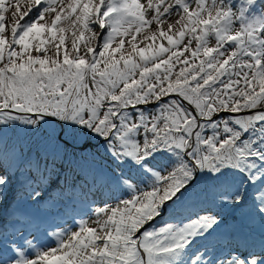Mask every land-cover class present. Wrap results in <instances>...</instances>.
<instances>
[{
  "label": "snow or ice",
  "instance_id": "6c2138e0",
  "mask_svg": "<svg viewBox=\"0 0 264 264\" xmlns=\"http://www.w3.org/2000/svg\"><path fill=\"white\" fill-rule=\"evenodd\" d=\"M13 183L0 264H264V0H0L5 216Z\"/></svg>",
  "mask_w": 264,
  "mask_h": 264
},
{
  "label": "rangeland",
  "instance_id": "374dc122",
  "mask_svg": "<svg viewBox=\"0 0 264 264\" xmlns=\"http://www.w3.org/2000/svg\"><path fill=\"white\" fill-rule=\"evenodd\" d=\"M58 167H60L58 165ZM65 169L61 168V173L58 177H53L48 184L45 192V200H49V196L54 194L58 186L64 183ZM76 180L79 181L80 177L76 176ZM18 185L13 183L7 194V205L9 206V214L4 215L3 206H0V226H7L11 231L13 229L14 217L12 212L15 211L17 205L20 203L16 199ZM100 197L92 196L88 199L76 198L74 200H60L52 204L51 201L47 205L48 211L35 220L32 224L26 225L28 232H34L41 241L47 242L49 238L55 240V233L64 229L72 228L76 230V225L80 219L90 220L92 217V209L97 205L92 203V200L99 201ZM111 202V201H109Z\"/></svg>",
  "mask_w": 264,
  "mask_h": 264
}]
</instances>
